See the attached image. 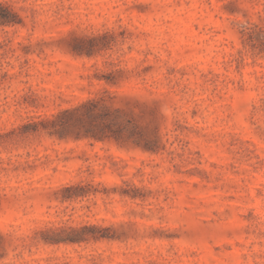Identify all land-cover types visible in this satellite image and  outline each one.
Segmentation results:
<instances>
[{"label": "rangeland", "instance_id": "rangeland-1", "mask_svg": "<svg viewBox=\"0 0 264 264\" xmlns=\"http://www.w3.org/2000/svg\"><path fill=\"white\" fill-rule=\"evenodd\" d=\"M0 264H264V0H0Z\"/></svg>", "mask_w": 264, "mask_h": 264}]
</instances>
